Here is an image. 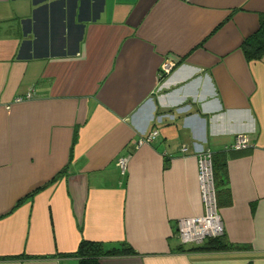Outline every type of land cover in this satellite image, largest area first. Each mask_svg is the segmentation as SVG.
Here are the masks:
<instances>
[{
	"label": "crops",
	"instance_id": "1",
	"mask_svg": "<svg viewBox=\"0 0 264 264\" xmlns=\"http://www.w3.org/2000/svg\"><path fill=\"white\" fill-rule=\"evenodd\" d=\"M261 17L264 0H0V264H79L82 241L135 251L100 264H264V55L241 49ZM202 149L225 163L230 249L176 236L204 211Z\"/></svg>",
	"mask_w": 264,
	"mask_h": 264
},
{
	"label": "built area",
	"instance_id": "2",
	"mask_svg": "<svg viewBox=\"0 0 264 264\" xmlns=\"http://www.w3.org/2000/svg\"><path fill=\"white\" fill-rule=\"evenodd\" d=\"M173 67V62L165 60L159 69L160 78L168 75ZM26 97L29 98L30 94H27ZM16 100L20 101L22 97H18ZM163 119L174 120V114H160L156 117V122L162 123ZM157 133V129L152 128L139 138L138 144L150 143ZM251 145V139L247 134H238L229 148L234 151H241L250 148ZM181 151L188 153L189 148L182 146ZM196 154L198 157V180L204 211L199 216L184 217L178 220L176 236L181 244H199L207 238L219 237L224 233V224L217 207L214 188L212 154L208 150L203 149ZM128 159L129 156L117 158L116 164L122 173L127 168Z\"/></svg>",
	"mask_w": 264,
	"mask_h": 264
},
{
	"label": "trees",
	"instance_id": "3",
	"mask_svg": "<svg viewBox=\"0 0 264 264\" xmlns=\"http://www.w3.org/2000/svg\"><path fill=\"white\" fill-rule=\"evenodd\" d=\"M241 49L247 60H259L262 55H264V17H261L258 30L248 38L244 39L241 45ZM225 163H217L212 155V172L214 180V188L216 194V201L218 207V186L219 182L217 177L220 176L219 171H223ZM223 183V181H221ZM224 234V233H223ZM223 234L215 238L210 239L208 242L204 243L197 249H230L233 247L231 244H227L223 240ZM200 244V243H199ZM134 249L126 242H123L118 247H112L106 249L103 243L92 242V241H82L78 246L77 250L73 253L75 256L80 258L79 264H100L99 259L105 256H120V255H130L134 254ZM4 260V259H0Z\"/></svg>",
	"mask_w": 264,
	"mask_h": 264
}]
</instances>
